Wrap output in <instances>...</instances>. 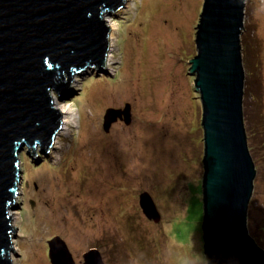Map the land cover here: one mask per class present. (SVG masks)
Segmentation results:
<instances>
[{
	"label": "rangeland",
	"instance_id": "374dc122",
	"mask_svg": "<svg viewBox=\"0 0 264 264\" xmlns=\"http://www.w3.org/2000/svg\"><path fill=\"white\" fill-rule=\"evenodd\" d=\"M203 3L126 0L110 16L120 27L111 63L117 74L90 73L71 96L56 98L68 124L50 153L38 151L34 165L32 154H20L16 224L23 230L14 264H51L48 242L55 237L75 264L93 248L105 264H207L202 104L189 73ZM245 33L253 39L247 40L249 65L258 67L264 85V0L246 1ZM242 47L245 63L243 40ZM128 107L129 121L117 116L106 132L108 110ZM252 139L257 175L248 229L264 249V134ZM145 193L158 223L142 212Z\"/></svg>",
	"mask_w": 264,
	"mask_h": 264
},
{
	"label": "water",
	"instance_id": "95a60500",
	"mask_svg": "<svg viewBox=\"0 0 264 264\" xmlns=\"http://www.w3.org/2000/svg\"><path fill=\"white\" fill-rule=\"evenodd\" d=\"M247 0H204L189 73L202 104L203 241L207 264H264V249L249 233L248 211L257 171L244 120L246 75L242 34ZM126 0H0V264H14L23 227L20 154L34 165L50 153L62 130L56 98L80 80L117 74L112 59L120 27L111 15ZM128 118L108 110L104 129ZM144 216L161 219L152 198L140 196ZM51 264H75L59 237L48 242ZM83 264H105L100 250Z\"/></svg>",
	"mask_w": 264,
	"mask_h": 264
},
{
	"label": "trees",
	"instance_id": "16d2710c",
	"mask_svg": "<svg viewBox=\"0 0 264 264\" xmlns=\"http://www.w3.org/2000/svg\"><path fill=\"white\" fill-rule=\"evenodd\" d=\"M247 36H249L248 39H247ZM242 40H243V45L245 48V55H244L245 63L244 64L246 66V71H247V78H246V82H245V85H246L245 86V95H244V108H245V110H244L245 119L244 120H245V127L247 129L246 131H247V136H248V145H249L251 155L253 157L254 154L256 153L255 152L256 147H252V144L250 141H251L253 135H254V138L252 140L254 141L257 137L264 134V133H260L258 131V129H260V128L264 129V108H263L264 89L262 88V87H264V85H263L262 78L259 76V74L257 72L258 67L253 66L255 64H252V66L249 65L250 63L248 61V57L250 54H248V53H252V52L250 50V46H249V48L247 46V43H248L247 40L253 41L251 34L246 35V33H245V35L242 37ZM250 60H252V57L250 58ZM250 84H252V85H250ZM250 110H252L251 115L249 114ZM263 145H264V143H263ZM257 244L261 248L263 247V246H261V244H259V243H257ZM262 245H264V244H262ZM103 246L107 247L106 244H103ZM102 251L105 252L106 250H102Z\"/></svg>",
	"mask_w": 264,
	"mask_h": 264
},
{
	"label": "bare ground",
	"instance_id": "6f19581e",
	"mask_svg": "<svg viewBox=\"0 0 264 264\" xmlns=\"http://www.w3.org/2000/svg\"><path fill=\"white\" fill-rule=\"evenodd\" d=\"M58 110L61 112L62 115H64L63 125L67 126L68 121H67V117L65 115H67L68 111H66L65 107L63 108V107H60V106H58Z\"/></svg>",
	"mask_w": 264,
	"mask_h": 264
},
{
	"label": "flooded vegetation",
	"instance_id": "af4514ba",
	"mask_svg": "<svg viewBox=\"0 0 264 264\" xmlns=\"http://www.w3.org/2000/svg\"><path fill=\"white\" fill-rule=\"evenodd\" d=\"M148 220V219H147ZM150 221V220H149ZM150 222H152V221H150Z\"/></svg>",
	"mask_w": 264,
	"mask_h": 264
}]
</instances>
